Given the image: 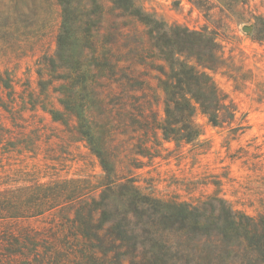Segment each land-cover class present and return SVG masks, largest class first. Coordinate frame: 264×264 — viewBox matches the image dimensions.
Listing matches in <instances>:
<instances>
[{
	"label": "trees",
	"instance_id": "obj_1",
	"mask_svg": "<svg viewBox=\"0 0 264 264\" xmlns=\"http://www.w3.org/2000/svg\"><path fill=\"white\" fill-rule=\"evenodd\" d=\"M19 1L1 4V35L29 18H18ZM108 1L56 0V49L37 58L35 87L27 79L18 91V80L0 73V107L14 125L41 109L85 142L102 170L0 188V264H264V213L218 192L163 197L135 172L164 141L194 143L203 132L196 114L234 135L248 127L211 74L224 63L218 33L168 25L136 0ZM10 132L0 125L4 151H33L40 139Z\"/></svg>",
	"mask_w": 264,
	"mask_h": 264
},
{
	"label": "rangeland",
	"instance_id": "obj_2",
	"mask_svg": "<svg viewBox=\"0 0 264 264\" xmlns=\"http://www.w3.org/2000/svg\"><path fill=\"white\" fill-rule=\"evenodd\" d=\"M136 1L168 25L207 26L218 33L224 63L211 74L236 103L238 116L245 115L248 125L242 134L234 135L228 127L213 126L196 114L203 132L191 144L176 146L164 141L159 155L145 157L144 165L135 170L142 184L151 182L157 194L182 200H204L218 192L250 215L264 213V38H257L256 30L264 36V0H232V9L219 0L205 5L189 0ZM13 2L0 0V8ZM18 6V18L20 14L29 18L17 19L9 33L0 34V73L13 75L20 91L27 79L35 87L37 58L55 51L61 9L56 0H20ZM30 114L26 111L27 120H17L14 125L0 107V125L11 131L9 136L20 140L25 134L34 137V130L40 134L33 151L16 149L20 146L4 151L0 147V188L24 180L102 172L85 142L74 140L76 135L71 138L74 132L52 121L41 109L36 116Z\"/></svg>",
	"mask_w": 264,
	"mask_h": 264
},
{
	"label": "water",
	"instance_id": "obj_3",
	"mask_svg": "<svg viewBox=\"0 0 264 264\" xmlns=\"http://www.w3.org/2000/svg\"><path fill=\"white\" fill-rule=\"evenodd\" d=\"M248 27H246V29H247Z\"/></svg>",
	"mask_w": 264,
	"mask_h": 264
}]
</instances>
